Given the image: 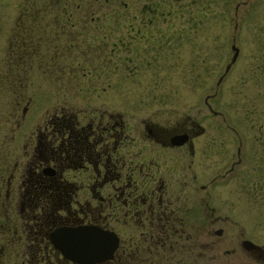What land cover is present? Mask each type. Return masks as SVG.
I'll list each match as a JSON object with an SVG mask.
<instances>
[{"label":"rangeland","instance_id":"rangeland-1","mask_svg":"<svg viewBox=\"0 0 264 264\" xmlns=\"http://www.w3.org/2000/svg\"><path fill=\"white\" fill-rule=\"evenodd\" d=\"M62 4L66 15L56 13ZM261 41L264 0H0V136L6 137L0 146L7 151L3 162L11 167L17 161L54 101L74 105L86 115L113 108L128 120V134L136 138L143 134L142 119L191 120L198 115L206 125L223 114L238 131L247 121L244 141L251 146L250 120L264 119V68L258 70V63L264 66ZM232 43L238 48L236 62L216 87L233 54ZM4 74L17 76L18 84L12 87L21 91L17 126L14 93L6 87L9 80H2ZM213 92L209 101L220 115L208 117L203 98ZM235 139L231 133L232 153ZM248 157L229 175L237 174ZM208 169L199 165L197 183L221 170ZM224 178L218 175L213 182L216 196L223 197L230 184L239 183ZM16 186L13 182L7 197L0 195V219L18 215L23 191ZM237 188H232L235 202ZM254 205L248 201L244 215L231 214L230 225L217 223L214 228L229 229L227 233L242 229L247 239L264 242V222L254 218ZM227 237L212 233L213 249L197 263L185 257L183 264H227L228 259L240 264L246 258L253 264L248 256L233 259L225 253L237 239L234 236L229 245Z\"/></svg>","mask_w":264,"mask_h":264},{"label":"flooded vegetation","instance_id":"flooded-vegetation-1","mask_svg":"<svg viewBox=\"0 0 264 264\" xmlns=\"http://www.w3.org/2000/svg\"><path fill=\"white\" fill-rule=\"evenodd\" d=\"M237 56L231 55L216 87ZM262 67L258 63L259 72ZM7 74L2 80H9L6 87L14 93L17 126L21 91L12 87L18 84L17 76ZM214 94L203 98L208 117L220 115L209 101ZM52 104L34 140L26 141L20 155L24 159L19 156L11 167L5 166L7 151L0 146V195L7 197L13 182L23 191L18 215L0 219V256H4L0 264H79L67 258L53 239L59 229L83 225L111 231L117 238L111 257L92 264H183L185 257L197 263L213 249L212 233L222 232L229 245L237 237L233 247L225 248L227 255L248 256L253 264H264V242L247 246L242 229L227 233L229 229L214 228L217 223L230 225L231 214L244 215L248 201L257 204L254 218L264 222V119L250 120L251 146L244 141L247 121L238 131L223 114L206 125L198 115L191 120L142 119L143 134L136 138L128 134V120L113 108L86 115L74 105ZM25 109L21 107V116ZM231 133L237 142L233 159ZM181 135L185 141L180 143ZM0 143H6L4 135ZM245 156L248 162L229 175ZM199 165L211 172L221 170L197 183ZM218 175L238 179L237 202L232 194L236 185L230 184L223 197L216 196L212 188ZM246 260L240 264H248Z\"/></svg>","mask_w":264,"mask_h":264},{"label":"water","instance_id":"water-1","mask_svg":"<svg viewBox=\"0 0 264 264\" xmlns=\"http://www.w3.org/2000/svg\"><path fill=\"white\" fill-rule=\"evenodd\" d=\"M233 57L237 54V48ZM185 135H181L178 142H184ZM54 244L63 254L79 264H92L111 257L117 238L111 231L97 227L83 225L76 228H63L57 230ZM247 246L255 245L250 240H244Z\"/></svg>","mask_w":264,"mask_h":264},{"label":"trees","instance_id":"trees-1","mask_svg":"<svg viewBox=\"0 0 264 264\" xmlns=\"http://www.w3.org/2000/svg\"><path fill=\"white\" fill-rule=\"evenodd\" d=\"M106 1H108V0H101V2L103 3V2H106ZM66 7V4H62L61 5V7L58 9V11H56V13L59 15H61V14H63V15H66V14H68L69 12H68V10L67 9H63V8H65ZM43 13H45L46 14V12H43ZM32 47H30V49H31Z\"/></svg>","mask_w":264,"mask_h":264}]
</instances>
